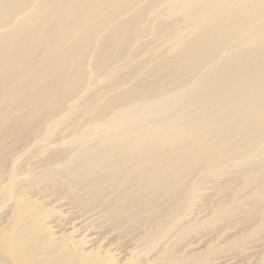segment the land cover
<instances>
[{
	"label": "rangeland",
	"instance_id": "rangeland-1",
	"mask_svg": "<svg viewBox=\"0 0 264 264\" xmlns=\"http://www.w3.org/2000/svg\"><path fill=\"white\" fill-rule=\"evenodd\" d=\"M44 1L27 2V12L0 32ZM78 1L67 19L51 14L35 46L46 56L43 36L61 37L67 54L51 67L60 80H38L10 96L14 81L0 92V264H18L6 250L8 239L35 222L40 231L26 259L37 264H55L67 254L80 257L78 264L92 257L99 264H264V115L248 124L254 106L233 115L211 97L178 101L222 59L241 50L257 55L254 46L264 45V0ZM76 15L82 21L63 37L62 25H72ZM229 33L234 36L218 52H202L198 71L177 65L208 35ZM45 84L58 87L57 112L44 116L45 109L22 107L17 98ZM133 105L131 128L176 119L190 131L186 145L137 159L134 167L108 165L94 179H73L70 172ZM136 175L138 185L132 184Z\"/></svg>",
	"mask_w": 264,
	"mask_h": 264
},
{
	"label": "bare ground",
	"instance_id": "bare-ground-1",
	"mask_svg": "<svg viewBox=\"0 0 264 264\" xmlns=\"http://www.w3.org/2000/svg\"><path fill=\"white\" fill-rule=\"evenodd\" d=\"M29 1L4 0L0 2V29L6 27L17 14L26 13ZM61 1H44L39 8H34L23 16L13 28L0 32V92L14 81L19 83L17 88L9 93L10 96L20 94L28 86L33 88L38 80L44 82L46 80L50 84L60 80L56 74H51V67L57 65L58 60L66 57L67 50L63 49L61 37L53 35L45 38L43 36L42 44L47 51L46 56L40 57L41 54L37 53L35 46L38 41L42 40V38L39 40L41 29L47 23L52 22L54 16L51 14L53 12H57L59 15H57V20L62 21L80 8L78 0H72L69 4H61ZM70 21L72 25L66 29H64V24L61 27L62 30H66L63 37H71L72 27L82 21V16L76 15ZM233 36L234 33L225 34L220 38L208 35L198 50L193 51L188 48L190 56L179 59L177 65L190 72L198 71L204 63L202 52L209 48L213 49L215 53L218 52L219 48L228 44ZM263 46H254L255 54H257L254 57H247L248 54L241 50L240 55L222 59L220 64L205 73L195 88L182 95L178 101L191 98L207 100L211 97L222 106V109L233 115H240L244 109L254 106L256 109L245 119V122L248 124L260 122L264 115V52L261 51L262 49L257 50L256 48H263ZM24 53H28V58H24ZM53 53H57L58 57H55ZM257 80H261L259 86H255ZM50 88L45 84L39 90L19 96L17 100L22 102V107L32 110L34 113L42 114L44 109L46 111L44 116L55 113L60 105V94L57 86ZM178 101L170 103L169 107L176 106ZM133 106L130 109L126 107L118 116L122 124L110 128L107 140L90 149L83 157L85 158L83 166L76 167L70 172L73 179L79 180L84 177H93L94 179V176L101 174L108 165L121 166L131 162L134 167L137 159L146 158L145 156L163 155L168 152L169 147L180 149L186 145L184 140L190 131L186 123H180L176 119L154 124L148 130L131 128V119L138 111L136 105ZM205 120L206 124H212L209 116H206ZM1 121H3V117L0 115ZM55 121L57 120L55 119ZM196 131H201L204 136V128H198ZM167 165L173 169L176 167L173 163ZM121 175L122 173H109L107 178L118 177L124 181V176ZM139 180V176L136 175L132 184L138 185ZM170 184L167 183V188L171 186ZM25 213L26 208L22 207L20 214L24 215ZM39 231L40 225L35 222L9 237L6 250L18 264H37L27 261L26 256L35 248L34 238ZM88 253L84 252L83 254ZM78 263H81L80 257L73 258L70 254L55 262V264ZM83 264H99V259L92 257L84 261Z\"/></svg>",
	"mask_w": 264,
	"mask_h": 264
}]
</instances>
